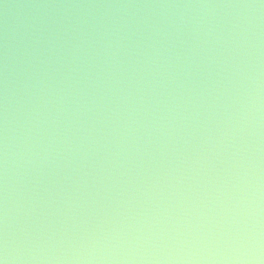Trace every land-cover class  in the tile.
I'll return each mask as SVG.
<instances>
[{"label":"water","instance_id":"obj_1","mask_svg":"<svg viewBox=\"0 0 264 264\" xmlns=\"http://www.w3.org/2000/svg\"><path fill=\"white\" fill-rule=\"evenodd\" d=\"M0 264H264V0H0Z\"/></svg>","mask_w":264,"mask_h":264}]
</instances>
